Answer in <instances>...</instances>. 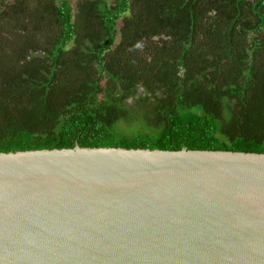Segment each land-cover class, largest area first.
Listing matches in <instances>:
<instances>
[{
  "label": "trees",
  "instance_id": "obj_1",
  "mask_svg": "<svg viewBox=\"0 0 264 264\" xmlns=\"http://www.w3.org/2000/svg\"><path fill=\"white\" fill-rule=\"evenodd\" d=\"M264 153V0H0V152Z\"/></svg>",
  "mask_w": 264,
  "mask_h": 264
},
{
  "label": "water",
  "instance_id": "obj_2",
  "mask_svg": "<svg viewBox=\"0 0 264 264\" xmlns=\"http://www.w3.org/2000/svg\"><path fill=\"white\" fill-rule=\"evenodd\" d=\"M0 264H264V153L0 152Z\"/></svg>",
  "mask_w": 264,
  "mask_h": 264
},
{
  "label": "rangeland",
  "instance_id": "obj_3",
  "mask_svg": "<svg viewBox=\"0 0 264 264\" xmlns=\"http://www.w3.org/2000/svg\"><path fill=\"white\" fill-rule=\"evenodd\" d=\"M5 2H9L10 0H4ZM72 4L76 2V0H70Z\"/></svg>",
  "mask_w": 264,
  "mask_h": 264
}]
</instances>
